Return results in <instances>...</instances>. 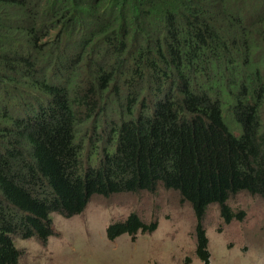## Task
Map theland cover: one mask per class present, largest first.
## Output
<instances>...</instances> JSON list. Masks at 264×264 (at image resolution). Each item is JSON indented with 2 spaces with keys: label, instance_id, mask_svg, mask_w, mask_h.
Segmentation results:
<instances>
[{
  "label": "trees",
  "instance_id": "trees-1",
  "mask_svg": "<svg viewBox=\"0 0 264 264\" xmlns=\"http://www.w3.org/2000/svg\"><path fill=\"white\" fill-rule=\"evenodd\" d=\"M263 110L264 0H0V264L53 214L159 189L210 264L209 208L229 224L236 195L264 201ZM157 227L132 212L106 236Z\"/></svg>",
  "mask_w": 264,
  "mask_h": 264
},
{
  "label": "rangeland",
  "instance_id": "rangeland-1",
  "mask_svg": "<svg viewBox=\"0 0 264 264\" xmlns=\"http://www.w3.org/2000/svg\"><path fill=\"white\" fill-rule=\"evenodd\" d=\"M257 59L260 62V57ZM224 114L227 124L234 125L233 133L240 136L241 129L227 112ZM260 114L264 123V110ZM261 144L264 147V140ZM140 194L95 196L80 215L66 218L53 214L55 236L47 242L16 239L21 251L19 264H204L196 253L197 220L191 206L164 189ZM230 205L243 212L242 221L226 224L217 206L207 212L204 227L210 264H264V201L243 192ZM132 212L147 223L157 221V229L110 241L108 225L125 220Z\"/></svg>",
  "mask_w": 264,
  "mask_h": 264
}]
</instances>
